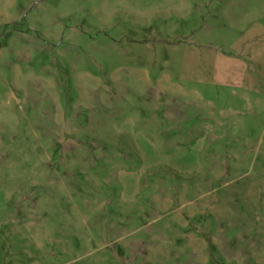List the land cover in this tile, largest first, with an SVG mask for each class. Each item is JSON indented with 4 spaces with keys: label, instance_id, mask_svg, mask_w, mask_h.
<instances>
[{
    "label": "rangeland",
    "instance_id": "rangeland-1",
    "mask_svg": "<svg viewBox=\"0 0 264 264\" xmlns=\"http://www.w3.org/2000/svg\"><path fill=\"white\" fill-rule=\"evenodd\" d=\"M0 264H264V0H0Z\"/></svg>",
    "mask_w": 264,
    "mask_h": 264
}]
</instances>
